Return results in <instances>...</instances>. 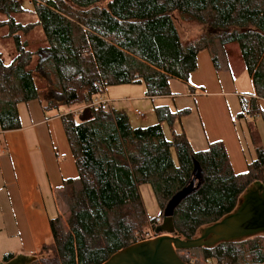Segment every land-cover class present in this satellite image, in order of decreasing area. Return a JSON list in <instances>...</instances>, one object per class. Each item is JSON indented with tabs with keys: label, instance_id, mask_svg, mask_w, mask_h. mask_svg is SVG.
I'll return each mask as SVG.
<instances>
[{
	"label": "trees",
	"instance_id": "1",
	"mask_svg": "<svg viewBox=\"0 0 264 264\" xmlns=\"http://www.w3.org/2000/svg\"><path fill=\"white\" fill-rule=\"evenodd\" d=\"M37 2H29L34 22L20 25L15 22V16L24 14L19 1L0 0V30H7L5 37L12 39L14 48L9 62L0 52V132L19 129L18 104L38 102L44 114L60 117L76 180L63 184L66 231L58 217L49 220L50 240L26 264H102L146 239L138 186L149 185L163 209L190 179L192 161L201 170L200 186L172 216L174 234L181 239L193 238L231 213L250 186L264 191V150L255 129V118L264 123L257 104L264 100V0ZM175 18L199 27L200 35L182 42ZM35 27L42 33L46 54L35 66L37 79L51 94L42 95L35 86L29 69L33 54L27 50L31 43L20 42ZM213 41L237 46L256 96L238 97L236 125L244 122L253 156L243 173H232L220 143L191 151L182 132L173 129L187 109L171 111L157 103L152 109L156 123L132 129L124 114H105L90 106L108 86L142 84L149 100L168 96L167 81L186 83L198 52L208 51L216 66L209 49ZM63 108L67 113H61ZM78 108L89 110V118L76 121L72 111ZM161 124L167 127L168 139ZM200 250L214 264H264V244L248 238ZM12 259L5 254L1 263Z\"/></svg>",
	"mask_w": 264,
	"mask_h": 264
},
{
	"label": "crops",
	"instance_id": "2",
	"mask_svg": "<svg viewBox=\"0 0 264 264\" xmlns=\"http://www.w3.org/2000/svg\"><path fill=\"white\" fill-rule=\"evenodd\" d=\"M214 56L215 67L208 51L198 52L195 69L186 83L169 79L168 96L152 98L150 102L167 105L171 111L187 109L179 123L191 151H202L210 144L220 143L230 170L237 175L253 159L245 154L243 140L248 138L244 124L240 128L235 121L238 97L256 96L241 60L234 63L222 54ZM257 104L264 112V100L259 99ZM16 109L19 129L0 132V231L4 242L15 246L7 254L13 259L20 255L28 261L50 240L49 220L58 217L63 227L66 226L62 220L68 213L63 184L76 180V169L60 117L44 114L34 100L21 103ZM109 111L122 113L112 109L110 101ZM190 128L199 132V146L192 144L188 136ZM255 129L258 132L256 125ZM137 191L139 195L138 188Z\"/></svg>",
	"mask_w": 264,
	"mask_h": 264
},
{
	"label": "rangeland",
	"instance_id": "3",
	"mask_svg": "<svg viewBox=\"0 0 264 264\" xmlns=\"http://www.w3.org/2000/svg\"><path fill=\"white\" fill-rule=\"evenodd\" d=\"M17 1H19L20 8L24 12V14L15 16L16 19L15 22L20 23V25L32 24L35 20L34 17L32 16L33 6L27 0H17ZM174 23L178 31L180 40L182 42H187L192 39H195L201 33L199 27L181 23L176 18L174 19ZM6 33H7L6 29L0 30V52L4 55L3 60L6 61L8 60L9 62L14 57V48H13L12 39L8 36L5 37ZM42 39L43 36L42 33L40 32V29L35 27L30 31L28 35H26L25 37H20V42L28 41V43H31L27 47V50L33 54L31 63L29 65V69L32 71L34 75L33 81L35 86L40 88V90L38 91H40L42 95L44 94L46 95L48 93L51 94V92L49 89H46L45 86H42V84H40V81L37 79V76L40 74L39 69L37 70L35 67L37 62H39V59L41 58L43 59L46 56L45 52L43 51L45 44H43ZM209 49L213 52L214 55L218 56L222 54L225 58L231 59L234 63H237L239 62V60H241L236 45H227L222 47L217 42L213 41L211 45H209ZM101 98L109 100L112 109L122 112L126 116L128 123L133 129H137V128L143 129L148 126H152L156 123V118L152 112V109L153 106L157 104V102L155 104H152L150 100L145 97V90L142 85L108 86L104 89ZM133 111L139 112L142 115V118L135 116ZM109 112L110 111L108 110L105 114ZM65 113H67V110H65ZM90 113L91 112L89 110L82 108H78L72 111V115L75 116V119L78 122L84 121L87 118H89ZM44 116L48 117V115H44ZM184 119L186 118L184 117ZM184 119H182V122L185 125ZM247 122H251V121L247 120ZM255 122H256L255 125L258 129L257 133H259L258 136L260 135L261 138V146L264 149V123L262 121V118H255ZM180 123L178 121L174 123L173 125L174 131L181 132ZM238 124L239 122L237 123V125ZM243 124L244 122H241L238 126L242 128ZM162 127H163L164 137L168 139L169 136H168L167 127L164 124L162 125ZM194 132L192 131L191 128L188 129V136L194 146H199L198 143H200V134L197 130H195ZM243 141L244 144H246L244 149L246 151V157L252 156V151L251 148L249 147L248 141L246 139H244ZM172 157H173V162L175 164V158L173 155ZM253 187L254 186H250L249 189L247 190H250ZM138 190H139V197L145 214V219L146 218L154 219L156 217L161 216L162 209L159 207L155 195L151 190V187L147 184H141L138 186ZM66 216L68 217L67 212H66ZM67 217L66 219L62 218V220H65L66 222ZM60 223L62 230L65 231L67 229L66 226L63 227L61 221ZM145 225L146 226L142 231V233H146V236L144 237L146 238L145 240L154 238L155 237L154 233L148 231V224L145 223ZM197 235H198V231L194 235V237H196ZM248 239L249 240L251 239L252 241H258L261 244L262 243L264 244L263 234ZM13 248H15L14 245H12L11 243L7 245V243L4 242L3 234L0 231V263L2 261V256L7 254V252H13L14 250ZM191 255L195 259L194 264H214L212 260L203 258V254L201 253L200 249L192 250ZM32 256H30L29 258H31ZM37 259L39 258L36 257V260Z\"/></svg>",
	"mask_w": 264,
	"mask_h": 264
},
{
	"label": "water",
	"instance_id": "4",
	"mask_svg": "<svg viewBox=\"0 0 264 264\" xmlns=\"http://www.w3.org/2000/svg\"><path fill=\"white\" fill-rule=\"evenodd\" d=\"M200 183L201 170L192 161L190 179L165 203L161 212V223L153 230L155 237L117 251L102 264H185L177 257V251L209 249L220 243H232L264 235V191L250 189L241 195L231 213L201 228L196 237L180 239L175 236L173 212ZM26 261L19 256L6 264H25Z\"/></svg>",
	"mask_w": 264,
	"mask_h": 264
},
{
	"label": "built area",
	"instance_id": "5",
	"mask_svg": "<svg viewBox=\"0 0 264 264\" xmlns=\"http://www.w3.org/2000/svg\"><path fill=\"white\" fill-rule=\"evenodd\" d=\"M27 1L30 2L32 0H27ZM34 2H36L38 4L37 0H34ZM150 101L152 102V99H150ZM90 106L99 109L103 113H106L109 110V108H108L109 107V101L107 99L99 97L97 99H94V101L92 102V104ZM134 115L137 117H142V115L137 111H134ZM146 223L148 224V231L149 232L151 231L153 233L154 227H156L157 225H160L161 218L160 217H156L154 219H148L147 218ZM191 251L192 250L177 251L176 255L183 263L194 264L195 259L191 255Z\"/></svg>",
	"mask_w": 264,
	"mask_h": 264
},
{
	"label": "clouds",
	"instance_id": "6",
	"mask_svg": "<svg viewBox=\"0 0 264 264\" xmlns=\"http://www.w3.org/2000/svg\"><path fill=\"white\" fill-rule=\"evenodd\" d=\"M161 218V217H160Z\"/></svg>",
	"mask_w": 264,
	"mask_h": 264
},
{
	"label": "flooded vegetation",
	"instance_id": "7",
	"mask_svg": "<svg viewBox=\"0 0 264 264\" xmlns=\"http://www.w3.org/2000/svg\"><path fill=\"white\" fill-rule=\"evenodd\" d=\"M26 264V263H25Z\"/></svg>",
	"mask_w": 264,
	"mask_h": 264
}]
</instances>
